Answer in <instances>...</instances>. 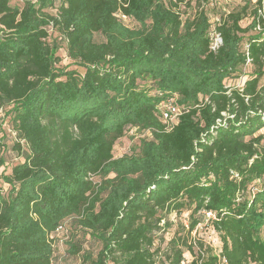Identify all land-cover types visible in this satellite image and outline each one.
<instances>
[{
    "label": "trees",
    "instance_id": "16d2710c",
    "mask_svg": "<svg viewBox=\"0 0 264 264\" xmlns=\"http://www.w3.org/2000/svg\"><path fill=\"white\" fill-rule=\"evenodd\" d=\"M210 1L0 0V264H52L61 225L81 264H264V31L240 25L248 5L212 24ZM58 41L82 72L57 67ZM169 98L183 113L166 131ZM129 128L150 138L114 157ZM5 135L20 159L6 174Z\"/></svg>",
    "mask_w": 264,
    "mask_h": 264
},
{
    "label": "rangeland",
    "instance_id": "374dc122",
    "mask_svg": "<svg viewBox=\"0 0 264 264\" xmlns=\"http://www.w3.org/2000/svg\"><path fill=\"white\" fill-rule=\"evenodd\" d=\"M24 0H10V5L12 7L17 6L21 7L23 5ZM255 0H213L205 5L203 4V9L206 12L209 21L213 24L218 19H225L226 16L230 12L239 11L242 7L245 5H248L247 9V16L244 17V19L240 22V25L242 27H246L249 24L250 17L253 15V8L255 5ZM184 16H190L194 13L195 7L194 4H190V7H182ZM48 13L53 14L54 10L48 9ZM131 25V24H130ZM97 40H100L98 37H96ZM58 48L56 50L57 57L60 58V62L57 64L58 68H67V69H77L79 72H82V69L77 68L73 63H71L67 58L64 51V43L58 41ZM245 68V67H244ZM244 69V72L246 71L250 73V70ZM262 83L264 84V77L262 79ZM264 133V129L261 131ZM150 138V135L148 132H139L135 129L129 128L126 130L124 136L120 138L113 147V156L114 157H120L124 154H131L135 153L138 150V145L140 142V139L142 138ZM13 141H17V139H14V136L5 135L3 142H5L6 145V159L10 164H7V166L4 168V173H8L9 169L12 165L16 164L17 161H20L19 155L17 154V151L14 149H11ZM263 147H264V141H263ZM1 171V169H0ZM9 186L0 180V198L6 197L9 192ZM187 213H184L182 215L176 216L174 214H171L169 219L171 223V227L166 229L165 231H159L156 233L157 243H161V246L165 248L167 241H169L173 235V233L176 231L177 228H179L180 225H186V218ZM72 220H69L67 224L70 226V223ZM181 227V226H180ZM194 234V232H193ZM68 235V232L66 235H60L59 241L55 243V252L52 260V264H81V258L80 257H73L69 254H67L68 246L64 243V241L67 239L66 236ZM196 237L201 238L205 243L209 244L216 253L220 250V242L217 235L210 229L208 226L200 225L199 231L195 235ZM161 238H163L161 242ZM83 247L85 248V251L88 250L90 254H92V258L95 257L96 253L100 249V243L94 239H91L90 237L86 236L84 238ZM184 257V263L187 264L191 259V255L188 252H185L183 254ZM107 264H111L110 262H107Z\"/></svg>",
    "mask_w": 264,
    "mask_h": 264
},
{
    "label": "built area",
    "instance_id": "2783aa9c",
    "mask_svg": "<svg viewBox=\"0 0 264 264\" xmlns=\"http://www.w3.org/2000/svg\"><path fill=\"white\" fill-rule=\"evenodd\" d=\"M258 0H255V5H254V13L250 17V21L255 22V28L254 31H264V0H261L260 5H257ZM120 21H122L123 24L128 25L129 24V19L122 15L121 13H117L115 15ZM209 38H210V49L215 51L222 43L220 34L217 33L214 29V27L211 28L210 33H209ZM244 51L247 56V64L249 63V58H248V53H247V45L244 47ZM242 83V78L237 83V87H240ZM158 117L161 123L164 125V129L166 131H170L174 125L177 123L179 116L183 113V110L177 105L176 100L174 98H169L164 101H162L158 107ZM90 179L92 180L93 177L90 175ZM207 217H213L210 213H206ZM56 232L58 233V237L60 235H66L67 230L65 229L64 225L59 226L56 229ZM67 238V236H66ZM59 241V240H58Z\"/></svg>",
    "mask_w": 264,
    "mask_h": 264
}]
</instances>
